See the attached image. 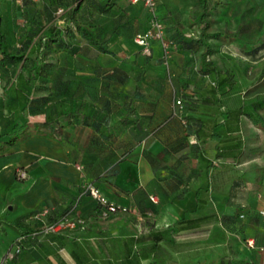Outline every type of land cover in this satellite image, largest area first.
<instances>
[{"label": "crops", "instance_id": "1", "mask_svg": "<svg viewBox=\"0 0 264 264\" xmlns=\"http://www.w3.org/2000/svg\"><path fill=\"white\" fill-rule=\"evenodd\" d=\"M157 3L168 34L177 26L186 36L192 33L191 0ZM121 5L127 9L117 29H111V15L103 14L99 19L102 35L109 38L107 51L94 53L89 48L81 58L76 53L69 57L68 84L71 88H89L75 90V94L91 104L89 110L78 112L69 123L59 124L54 119L45 131L41 122L46 112L31 113L30 106L22 107L13 90L17 79L9 78L19 67L0 65L1 198H6L16 179L27 184L15 193L25 211L12 215L8 208L0 207V232L6 228L13 231L5 236L8 245L0 264H7L4 254L18 235L17 217L43 204L62 208L76 199L71 217L60 223L56 232L65 231L68 238L59 240L55 234L46 238L38 233L36 244L29 249L33 259L24 264H38L40 260L54 264L59 259L73 264L70 250L74 236L80 243L85 240L93 251L89 253L91 262L107 264L113 256L122 257V239L166 227L180 217L202 223L210 220L205 223L209 230L207 234L180 239L179 250L168 247L172 257H181L186 264H264V224L259 214L264 206V113L252 114L254 118L249 114H216V110L237 109L254 98L243 94V86L240 90L236 86L220 98L218 109L211 104L204 107L198 101L194 114H187L188 127L182 126L178 118L168 117L195 65L188 62L187 50L176 51L170 79L161 63L162 49L157 40L151 43L149 59L135 52L138 46L130 35L147 26L146 9L140 3L120 1ZM48 6L34 0H0V30L11 43L36 38L49 20ZM115 9L113 12L118 14L119 9ZM131 99L133 108L129 113L114 112ZM97 105L101 113L110 109V114H98ZM59 111L49 117L56 118ZM12 135L15 141L5 143ZM124 167L133 174L131 185L119 181ZM89 181L116 203L150 210L146 215L153 224L132 219L130 213H114L116 216L109 219L97 215L94 200L82 192V185ZM148 193L155 194L157 201H150ZM241 212L244 216L238 218ZM222 215L229 216L228 220L236 218L234 224L223 225ZM20 223L34 226L30 216ZM219 233L223 238L208 237ZM249 237L254 239V247L246 244ZM148 243L128 242L132 262L142 264L149 259L140 252Z\"/></svg>", "mask_w": 264, "mask_h": 264}, {"label": "trees", "instance_id": "2", "mask_svg": "<svg viewBox=\"0 0 264 264\" xmlns=\"http://www.w3.org/2000/svg\"><path fill=\"white\" fill-rule=\"evenodd\" d=\"M34 1L46 2L49 5L48 8H50L51 14L47 25H45L41 33L35 34L36 38L31 36L20 40V44L11 43L0 30V65L11 64L14 67H19L18 70L13 69L12 75L9 78L17 79L15 82L17 85L13 86V90L19 98V102L21 101L22 107L25 105L30 106L31 113L46 112L47 117L41 122V125H44V130L47 131L46 125L50 121L55 119L59 124L69 123L75 119V117L73 118L74 115L78 114V112L80 113V111H84L85 113L91 106L89 103L86 104L83 98L75 94V90L83 88L89 91V88L79 85L71 88L68 84L69 77H71V71L68 69L69 57L76 53L81 58L89 52V48H93L94 53L107 51L109 38L102 35V27L98 26L100 24V16L103 14L111 15V20L114 23L111 29L115 30L120 23L124 22L123 17L127 9L125 5L119 7V2L122 1L127 4L130 2L142 4V2L140 0ZM191 2L192 6L189 18L191 19L190 33H192L187 36L178 26L173 29L171 34H168L163 16L158 13L156 6L158 17L163 26V38L168 44L167 50L169 56L167 57V67L164 65L167 73L166 76L169 75L168 77L172 79L171 60L176 51L187 50L189 53L188 62H192L195 65V68H192V71L187 75L188 79L181 86L180 95L174 99L168 117H176L182 126L188 127L189 120L187 114H194L193 109L196 110L199 106L198 101L204 107L211 104L213 108L218 109L220 107V98L229 95L236 86L238 90L243 86L245 88L243 89V94L254 95V98L250 102L241 103L237 109L223 108L219 111L216 110V114H249L253 118L252 114H263L264 17L262 19L252 14L255 5L250 0H191ZM58 7L63 8V11L59 14L56 12ZM114 8L119 9L118 14L115 11L113 12ZM250 12L251 14H249ZM222 22L225 25L224 28L219 25ZM211 23L213 24L211 25ZM255 23L257 24L255 31L251 33L247 32L248 26L250 27ZM232 24L234 26L233 29H231ZM142 30H135L130 35V38L132 39L136 32ZM153 41L155 40H151L150 44ZM227 44H232L233 47L238 48L239 52L237 53L239 55H255L254 59L246 60L242 56V58H239L236 55L221 54V45ZM212 45H216V47L213 48ZM135 52H139L145 58H148L152 53L151 46L149 52H143L139 46ZM212 52L219 55L218 57L222 55L223 61L225 62L226 60L228 63L222 66V59L219 58L218 63L216 59L210 56ZM160 59L161 63L164 64L162 53ZM59 63L62 64L57 67L58 71H54V67ZM65 75L64 79L66 81H63L62 85H59L60 82L58 83V81ZM198 81L205 82L206 85L199 86L197 85ZM203 86L204 88L201 89ZM93 97L97 98L95 95ZM176 99H179L180 103L177 104L175 102ZM44 104L46 105L45 108L42 107ZM106 105L105 107H107ZM58 108L60 111L57 113V117L51 119L49 117L50 114L56 112ZM132 108L133 102L131 99L116 107L114 112L127 114ZM97 110L99 112L101 110L99 105H97ZM99 112L98 114H110L111 110L109 109L104 113ZM97 121L100 124L102 119ZM15 138L16 136L12 135L4 142L11 144L15 141ZM83 189L84 184L82 185V192ZM92 199L94 200V209H96L97 215L101 216L99 214L98 202L94 198ZM77 202V199L76 202L73 200L62 208L52 206V204H43L41 207L27 211L25 215L17 217L18 235L11 247L4 254L7 264H24L33 259L29 249L36 244L38 233L44 235L46 238L52 237L55 234L59 240L67 239L68 235L65 231L56 233L58 228L48 229V226L64 223L69 219L74 212ZM131 206L136 210L137 215L133 217V214L130 213V218L138 219L143 224H153V221L149 218L150 216L146 215L148 212H151L150 210H140L134 205ZM241 213L237 215L238 218H240L239 215ZM242 214L244 216V213ZM27 216L32 218L34 226H23L20 223ZM114 216L116 215L109 214L102 217L109 219ZM228 217L225 215L220 217L223 225L225 224L227 227H229L228 225H233L236 219L232 218L228 220ZM205 223L195 222L194 218L190 217H180L166 227L151 228L140 232V234L124 238L121 240L122 257L113 256L112 258L114 259L108 260L107 264H135L128 257L130 251L128 242L137 244L143 241H148L149 243L143 245L140 252H143V255L149 259L142 264H186L183 263L181 257H172L167 248L173 249L178 247L177 250H179L180 243H182L180 239L207 234L209 226ZM82 225L84 227L83 230H86L87 228L84 224ZM74 237H72L73 244L70 250V255L74 261L73 264H101L91 262L89 257L93 252L91 248L87 246L85 240H83V243H80ZM208 237L220 239L223 238V235L219 233L217 235H208ZM38 264L53 263L49 261L42 262L40 260ZM54 264L67 263L59 259ZM136 264H139V262ZM189 264H198V262Z\"/></svg>", "mask_w": 264, "mask_h": 264}, {"label": "built area", "instance_id": "3", "mask_svg": "<svg viewBox=\"0 0 264 264\" xmlns=\"http://www.w3.org/2000/svg\"><path fill=\"white\" fill-rule=\"evenodd\" d=\"M136 1V0H132ZM144 5L147 11V26L142 31L136 32L132 40L135 44H137L143 52H149L150 50V41L157 40L162 49V56L164 58V65L167 67V57L169 56L167 47V41L163 38V26L160 18L158 17L156 10V0H140ZM63 11V8L58 7L56 12L59 14ZM175 102L180 103L179 99H176ZM20 176H23V172L19 173ZM83 192L90 195L94 198L99 204V214L101 216H108L109 214L114 213H132L133 215H137L136 210L128 204L116 203L110 199H108L104 194H102L99 188L91 181L86 182L84 184ZM150 201L156 202L157 196L153 193H149L148 195ZM149 213V212H148ZM259 214L261 216L262 222L264 224V206L259 209ZM240 217L243 216L241 213ZM60 224L49 225L48 229H56ZM246 244L250 247L255 246L254 239L252 237L245 239Z\"/></svg>", "mask_w": 264, "mask_h": 264}, {"label": "rangeland", "instance_id": "4", "mask_svg": "<svg viewBox=\"0 0 264 264\" xmlns=\"http://www.w3.org/2000/svg\"><path fill=\"white\" fill-rule=\"evenodd\" d=\"M238 1H244V0H238ZM250 2H252L254 6V9L252 10V14L255 17H260L263 19L264 17V0H250ZM251 14V12L249 13ZM213 23H211L212 25ZM220 26H222L223 28L225 27L224 23H219ZM221 27V28H222ZM233 24L231 25V29H233ZM257 27V24L255 23L254 25L252 24L250 27L248 26V31L249 33H251L252 31H255V28ZM212 28V27H211ZM213 43V41H211ZM213 48L216 47V45H212ZM221 54L226 55V54H230V55H236L239 58L244 57V59H248V60H253L255 55H239L237 52H239V49L236 48L235 46L233 47L232 44H227V45H221ZM219 54V53H218ZM210 56L214 59L217 60V62L219 63V58L222 59V66L225 63H228L226 60L225 62L223 61V57L222 55L220 57H218L219 55L217 54H213V52L210 54ZM242 56V57H241ZM164 67V64H163ZM165 68V67H164ZM133 174L131 171H128L126 167L123 168V172L120 175L119 181L121 182H126L128 185H131L133 182ZM29 184V183H28ZM27 184H25L23 181L16 179L15 181V185H13L12 188L9 189L6 198L2 199L1 198V194H0V207L3 208H8L9 211L11 212L12 215H18L20 213H22L23 211H25L26 207L22 206L21 201L19 202L20 199H18L17 196H15V193H17V191H23L24 188H26ZM22 189V190H21ZM9 203V205H7ZM10 204L13 205V207H10ZM17 204V207H14V205ZM41 207V206H40ZM3 232H0V235H2ZM13 231L11 228H6L5 232L3 233V236L0 237V239L4 238L2 241L0 240V258H1V254L5 251L6 247H7V242L5 241V236H9L10 234H12Z\"/></svg>", "mask_w": 264, "mask_h": 264}]
</instances>
